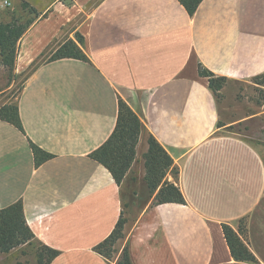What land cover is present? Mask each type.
I'll use <instances>...</instances> for the list:
<instances>
[{
	"label": "crops",
	"instance_id": "0c3cea01",
	"mask_svg": "<svg viewBox=\"0 0 264 264\" xmlns=\"http://www.w3.org/2000/svg\"><path fill=\"white\" fill-rule=\"evenodd\" d=\"M67 1L39 6L17 43L16 73L28 75L20 127L0 118V210L22 203L35 239L59 252L50 264H110L96 248L122 216L132 264H253L232 257L224 224L243 225L264 264V112L227 122L200 74L264 75V0H203L193 16L179 0ZM69 40L84 58L50 60ZM120 101L173 159L166 179L184 203L139 198L143 176L128 181L141 142L121 185L92 157ZM240 124L244 134L228 130Z\"/></svg>",
	"mask_w": 264,
	"mask_h": 264
},
{
	"label": "trees",
	"instance_id": "16d2710c",
	"mask_svg": "<svg viewBox=\"0 0 264 264\" xmlns=\"http://www.w3.org/2000/svg\"><path fill=\"white\" fill-rule=\"evenodd\" d=\"M179 1L188 14L193 16L203 0ZM30 23H0V56L5 66L15 67L17 43ZM77 40L80 44L84 42L79 34L77 35ZM60 58L83 59L84 55L78 44L73 40H69L57 50L50 60ZM200 74L209 78L210 87L215 94L221 91L224 84L228 81L227 78L215 77L214 74L203 69L200 70ZM255 80H262L258 84L264 86V75L256 77ZM2 112H6V116ZM2 112L0 111L1 119L11 121L20 127L17 106L9 107L5 111L2 110ZM143 130L144 124L139 116L128 108L125 102L120 101L119 121L115 131L107 142L92 155L94 159L110 170L118 185L122 184L136 159V148ZM152 139L153 142L145 156L146 176L144 181L149 192L152 195L157 191L155 200L158 203H184L179 188L166 179L170 170L174 173V161L153 137ZM34 152L36 156L39 155L38 148L34 147ZM47 157L44 156L42 160L47 159ZM37 162L40 163L38 159ZM125 224L126 220L122 216L112 234L96 248V251L108 261L114 253L120 252L119 244L125 239ZM223 231L231 255L236 261L258 264V260L247 244V231L243 225L236 231L229 225L224 224ZM35 241L49 254L47 264H50L58 256L59 252L46 247L35 239L34 234L26 223L22 203L17 202L0 210V254H8L20 246L31 245ZM117 264H132L127 247L122 249Z\"/></svg>",
	"mask_w": 264,
	"mask_h": 264
},
{
	"label": "rangeland",
	"instance_id": "374dc122",
	"mask_svg": "<svg viewBox=\"0 0 264 264\" xmlns=\"http://www.w3.org/2000/svg\"><path fill=\"white\" fill-rule=\"evenodd\" d=\"M50 1L51 0H12V6L5 9H0V23H4L5 21H8V23L18 22L19 24H27L29 22H32L35 19V15H39L37 8H39V6L41 5L44 6ZM64 1L68 4L70 3L67 0ZM17 56L18 55L16 54V59ZM48 59L49 56L44 58L42 62ZM15 67L10 68L8 66H5L2 63L0 56L1 112L2 110L5 111V109L9 107H16L25 79L28 75V72L17 74ZM261 81L262 80L256 81L255 79L250 80L249 82L241 83L227 81L224 84L222 90L216 92V96L218 97L220 103L222 116L225 120H227V122L237 121L249 117L251 115L264 112V86L258 84V82ZM125 104L138 116L140 115L136 108L133 109L127 103ZM2 114L6 116L7 113L2 112ZM228 130L230 132H236L241 134L245 133V128L242 124L231 126L228 128ZM140 142V148L142 146V149L140 150L142 156H140L137 166L135 167V170H133V173L128 181L130 182V180L133 179L132 181L135 183L138 182V180L142 179H139L141 175L143 176L142 186H140L139 188V198L141 195H147L146 193L149 192V189L144 181V178L146 176L145 156L147 155L150 149L153 139L149 135L145 125L138 143ZM174 170H176V168H174ZM175 173L176 171L172 173L170 170L167 176L169 174L174 175ZM128 195L129 194L127 192V199L129 197ZM137 206L140 207V203ZM130 208H136V203L130 205ZM121 251L122 250L112 255V258L109 260L110 264H117L119 256L121 255ZM48 259L49 254L36 241L32 242L31 245L20 246L12 250L8 254H0V264H47Z\"/></svg>",
	"mask_w": 264,
	"mask_h": 264
},
{
	"label": "built area",
	"instance_id": "2783aa9c",
	"mask_svg": "<svg viewBox=\"0 0 264 264\" xmlns=\"http://www.w3.org/2000/svg\"><path fill=\"white\" fill-rule=\"evenodd\" d=\"M12 6V3L10 0H3L1 3H0V9H5V8H8Z\"/></svg>",
	"mask_w": 264,
	"mask_h": 264
}]
</instances>
